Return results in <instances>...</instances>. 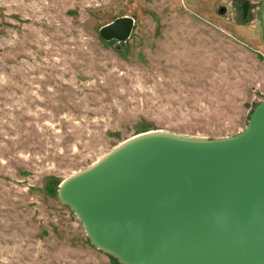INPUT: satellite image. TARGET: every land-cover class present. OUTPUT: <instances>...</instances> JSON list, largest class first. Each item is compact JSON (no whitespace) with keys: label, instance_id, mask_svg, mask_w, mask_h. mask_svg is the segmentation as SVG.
Segmentation results:
<instances>
[{"label":"rangeland","instance_id":"374dc122","mask_svg":"<svg viewBox=\"0 0 264 264\" xmlns=\"http://www.w3.org/2000/svg\"><path fill=\"white\" fill-rule=\"evenodd\" d=\"M262 100L264 0H0V264H120L59 184L146 130L236 134Z\"/></svg>","mask_w":264,"mask_h":264},{"label":"water","instance_id":"95a60500","mask_svg":"<svg viewBox=\"0 0 264 264\" xmlns=\"http://www.w3.org/2000/svg\"><path fill=\"white\" fill-rule=\"evenodd\" d=\"M133 23L118 17L99 33L124 41ZM57 197L120 264H264V100L230 136L138 133Z\"/></svg>","mask_w":264,"mask_h":264},{"label":"bare ground","instance_id":"6f19581e","mask_svg":"<svg viewBox=\"0 0 264 264\" xmlns=\"http://www.w3.org/2000/svg\"><path fill=\"white\" fill-rule=\"evenodd\" d=\"M134 136V135H133Z\"/></svg>","mask_w":264,"mask_h":264}]
</instances>
